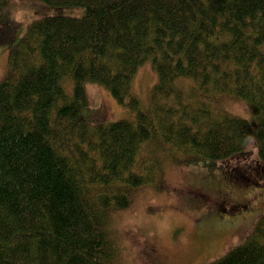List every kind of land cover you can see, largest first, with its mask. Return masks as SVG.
Wrapping results in <instances>:
<instances>
[{"label":"trees","instance_id":"obj_1","mask_svg":"<svg viewBox=\"0 0 264 264\" xmlns=\"http://www.w3.org/2000/svg\"><path fill=\"white\" fill-rule=\"evenodd\" d=\"M44 1L83 12L34 19L8 52L0 264H119L114 214L137 190L165 189V173L187 161L222 168L256 147L264 176V0ZM147 60L156 79L142 100L133 77ZM86 82L128 114L88 124ZM203 264H264V207L239 244Z\"/></svg>","mask_w":264,"mask_h":264},{"label":"rangeland","instance_id":"obj_2","mask_svg":"<svg viewBox=\"0 0 264 264\" xmlns=\"http://www.w3.org/2000/svg\"><path fill=\"white\" fill-rule=\"evenodd\" d=\"M82 12L79 5H55L44 0H8L1 5L0 80L7 74L10 47L30 22L51 15L79 16ZM155 79L150 61L143 62L134 74L133 91L146 99ZM85 92L82 115L88 124L128 114L97 82H86ZM225 99L222 105L235 111L240 106L246 111L237 99ZM192 161L165 173V189L149 186L137 190L132 202L114 214L111 236L117 240L119 264H203L236 246L248 234L264 207V176L255 164L256 147L246 157H232L222 168L219 160ZM206 186L228 191L225 207L204 193ZM221 218H227V224L218 223Z\"/></svg>","mask_w":264,"mask_h":264},{"label":"clouds","instance_id":"obj_3","mask_svg":"<svg viewBox=\"0 0 264 264\" xmlns=\"http://www.w3.org/2000/svg\"><path fill=\"white\" fill-rule=\"evenodd\" d=\"M236 113L239 114V115H241L244 119H248L249 118L247 112H245L243 110V108H241L240 106H237Z\"/></svg>","mask_w":264,"mask_h":264},{"label":"bare ground","instance_id":"obj_4","mask_svg":"<svg viewBox=\"0 0 264 264\" xmlns=\"http://www.w3.org/2000/svg\"><path fill=\"white\" fill-rule=\"evenodd\" d=\"M180 86V85H179Z\"/></svg>","mask_w":264,"mask_h":264}]
</instances>
